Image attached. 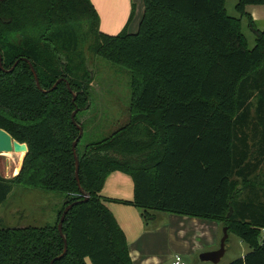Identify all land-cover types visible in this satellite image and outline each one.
Returning <instances> with one entry per match:
<instances>
[{"label":"trees","instance_id":"trees-1","mask_svg":"<svg viewBox=\"0 0 264 264\" xmlns=\"http://www.w3.org/2000/svg\"><path fill=\"white\" fill-rule=\"evenodd\" d=\"M262 3L237 0L236 17L226 0H144L136 33L108 34L91 0H0V128L27 146L16 176L0 171V206L16 185L66 195L54 224L0 227V264H50L61 255L58 222L77 200L63 222L68 250L54 264H133L102 195L117 170L134 181V199L117 201L139 208L146 225L156 211L219 220L250 247L227 264H264V205L238 198L264 185L245 137L255 96L263 157L264 30L249 16L253 48L242 30L246 5ZM88 37L94 53L131 71L132 101L126 124L82 145L79 114L92 106L94 72L85 65L80 75L68 56Z\"/></svg>","mask_w":264,"mask_h":264},{"label":"crops","instance_id":"crops-1","mask_svg":"<svg viewBox=\"0 0 264 264\" xmlns=\"http://www.w3.org/2000/svg\"><path fill=\"white\" fill-rule=\"evenodd\" d=\"M91 1L98 11L101 31L108 34H117L124 28H127L130 33H134L138 30L139 23L145 10L144 0ZM231 1L232 0H226L228 14L231 16H240V13L236 9L237 0ZM229 4L232 6V10L238 12V15L229 13ZM245 10L248 15L242 17V30L244 34L245 25L250 29L249 16L252 17L258 29L264 30V3L248 4ZM250 31L252 32L251 29ZM252 34L254 35L253 32ZM26 152L27 150H21L19 152H1L2 154L11 153L15 155L5 166L2 168L0 166L2 176L6 178L16 176L20 172ZM31 189L39 188L27 187L24 185L15 186L13 191L9 194V196L16 194L18 200H20V203L16 204L15 209L19 207V205L25 207L24 211L22 210L21 217L24 218L23 221L26 222V224L29 223L27 226L40 227L52 224L56 219V212L61 199L55 201L49 208H45L47 213L41 218L36 214L37 212L34 211L35 207L32 209L29 206L28 210L25 204H23L22 199L23 196H29L32 192H36L34 197L47 198L49 197V192L34 191ZM102 195L110 198V200L107 201V205L126 235L133 264H171L173 256L176 253L182 254L183 258L187 260V257H192L195 254L200 255L203 252L219 248L220 240H217L218 225L213 224L215 221L221 222L219 220L156 211L155 218L146 225L139 208L130 203L117 201H131L134 199L133 178L123 171H113L108 175L102 189ZM38 208H42V206ZM151 223L153 224L151 225ZM27 226L22 225L18 227ZM247 252L248 251L245 250L241 257L245 256ZM86 261L87 264H93L89 258H87Z\"/></svg>","mask_w":264,"mask_h":264},{"label":"rangeland","instance_id":"rangeland-1","mask_svg":"<svg viewBox=\"0 0 264 264\" xmlns=\"http://www.w3.org/2000/svg\"><path fill=\"white\" fill-rule=\"evenodd\" d=\"M228 10L229 13H235L238 15L237 11L232 10V6L230 4L228 5ZM244 31L249 41V47L253 48L255 45L254 35L246 25L244 26ZM91 45H93V40L88 37L87 41L80 44L75 53H71L68 56L72 59L71 63L74 66V71L80 75L84 70H86L85 65H87L88 68L92 69L94 72V78L92 79L90 86L92 106L90 109L82 111L79 114V118H81L86 123L85 137L82 139V145L91 140L101 139L105 136H108L116 129L126 124L130 118V105L132 101L131 71L120 64L113 63L106 58L97 55L94 53L93 49L90 48ZM250 103L251 119L250 121L248 120L249 123L245 127V137L247 144L250 146V151L252 150V162L250 163L251 168L255 172L263 170V173L259 175L258 179H256L255 176H253V178L264 181V156L262 157L259 155L262 135L260 132L261 128L258 125L257 112L255 109V96L250 99ZM13 156L15 155H12L11 153H0L1 168L11 161ZM255 164H258V166L255 167ZM31 190L49 192V197L47 198H39L37 196L34 197L36 192H32L29 196H23L22 199V202L25 204L26 208L28 209L30 206L32 209H34L35 207L34 211H36V214L41 218L47 213L45 208H49L52 204H54L55 201L61 199L58 204L56 219L52 223L54 224L58 219L59 210L63 207L66 195L58 191H46L42 189ZM246 197L255 199L264 205V185L256 192L246 190L242 192L238 198L242 200ZM19 203L20 200H18L17 195L12 194L9 196L7 201H5L0 206V227H18L22 225H29V223L26 224V222L23 221L24 218L21 217L22 210L24 211L25 207L19 205V207L15 209L16 204ZM39 206H42L43 209L38 208ZM152 224L153 223H151V225ZM213 224L218 225L217 240H220L223 235V224L218 221L213 222ZM249 249V246L241 241V239L235 233H230L227 240L226 252L220 262L214 263L212 261H203L199 254H195L192 257H187L186 261L188 264H227L241 257L244 251H249Z\"/></svg>","mask_w":264,"mask_h":264},{"label":"water","instance_id":"water-1","mask_svg":"<svg viewBox=\"0 0 264 264\" xmlns=\"http://www.w3.org/2000/svg\"><path fill=\"white\" fill-rule=\"evenodd\" d=\"M0 68L4 70L3 63H2L1 51H0ZM31 68H32V71L34 73L37 86L41 89L42 87H41V84H40V81H39V78H38V73H37L36 69L34 68V66L32 64H31ZM62 80H63V78H60L54 84V86L52 87V89L56 88L57 85ZM69 89L71 90L70 85H69ZM77 112H78V109H76L72 113V119H73L74 122H76L75 121V116H76ZM78 128H79L80 132H79V136L77 137V139L73 142V152H74V156H75V160H76V171H75V174H76L77 183H78V186L80 187V190L83 191V189L81 187V184H80V179H79V158H78V155H77V152H76V146H77L78 140L83 135L84 129H83V127L81 125H78ZM21 150H27L26 144H20L18 141L13 140V138H12V136H11L10 133H8L6 130L0 128V153L1 152H13V151L19 152ZM88 198L89 197L86 196L85 199H84V201L87 200ZM79 202H80V200H77V201H74V202L68 204L64 208V210H63V212H62V214L60 216V219H59V222H58V229H59L60 235L64 239V245H65L64 252L61 255L53 258L51 260L50 264H54V262L57 259H59L62 256H64L66 254L67 250H68V240L65 237L64 232H63V222H64L65 217H66V214L68 213V211L70 210V208L73 207L74 205L78 204ZM229 234L230 233L228 231V227L226 225H224L223 226V235H222V237L220 239L219 248L216 249V250L206 251V252L201 253L200 254V258L203 261H212L214 263L220 262V260L224 256V254L226 252V249H227V240L229 238Z\"/></svg>","mask_w":264,"mask_h":264},{"label":"built area","instance_id":"built-area-1","mask_svg":"<svg viewBox=\"0 0 264 264\" xmlns=\"http://www.w3.org/2000/svg\"><path fill=\"white\" fill-rule=\"evenodd\" d=\"M172 264H188L186 260L183 258V255L180 253H176L173 256Z\"/></svg>","mask_w":264,"mask_h":264}]
</instances>
